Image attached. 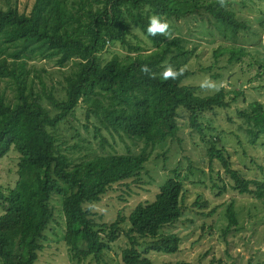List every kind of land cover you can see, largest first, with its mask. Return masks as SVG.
<instances>
[{
	"label": "trees",
	"instance_id": "1",
	"mask_svg": "<svg viewBox=\"0 0 264 264\" xmlns=\"http://www.w3.org/2000/svg\"><path fill=\"white\" fill-rule=\"evenodd\" d=\"M253 1L241 3L248 6ZM197 14L208 17L227 40L238 41L243 32L252 30L232 0H225L223 7L219 0H36L28 16L0 8V157L9 150L20 156L16 185L7 189L0 185L1 264H37L46 248V231L55 219L52 201L56 196L62 199L66 219L65 243L79 263L91 259L101 264L122 235L128 238L122 251L124 264H157L148 256L152 251L178 253L182 238L172 229L185 215V180L189 179L188 175L181 178L178 169L154 200L141 202L130 212L128 229L121 226L126 222L121 214L112 223L97 221L93 205L116 184L131 179L142 182L141 173L156 147L178 138L182 109L189 114L191 128L204 139L212 172L215 163L220 165L231 178V187L251 196L253 209L264 216V164L253 161L261 177H249L234 168L229 148L218 135L208 136L202 122L206 113L231 108L244 91L222 87L202 96L199 87L183 83L194 73L182 64L173 68L184 70L175 80L162 76L169 65L190 53L181 37H172L175 22ZM152 16L169 24L171 39L148 34ZM117 46L126 52H115ZM226 53L230 65L250 55L242 47L221 46L215 50V59ZM38 59L56 60L67 70L63 98L53 91L54 86L49 89L36 65L30 66ZM144 65L150 72L141 71ZM260 68L264 74V66ZM82 103L87 106V118L96 121L95 140L104 130L113 139L120 136L134 146L142 143L140 151L126 145L128 151L122 154L99 153L78 130L70 133L71 118ZM235 112L240 135L252 146L264 145V103L253 101ZM106 142L102 136L103 151ZM210 178L222 195L226 186ZM218 179L224 185L225 179L220 175ZM196 204L207 207L209 200L199 195ZM235 206L232 202L227 208L223 236L239 227L240 212Z\"/></svg>",
	"mask_w": 264,
	"mask_h": 264
},
{
	"label": "rangeland",
	"instance_id": "2",
	"mask_svg": "<svg viewBox=\"0 0 264 264\" xmlns=\"http://www.w3.org/2000/svg\"><path fill=\"white\" fill-rule=\"evenodd\" d=\"M242 1L232 0V4L249 21L252 30L243 32L238 41L222 38L214 26L209 23V18L204 15L197 14L175 22L177 31L172 37H181L182 46L190 53L186 59L176 60L169 66L174 68L182 64L191 69L194 74L183 83L199 87L198 93L202 96L217 92L201 88L200 85L205 80H211L217 85L223 84L226 90L242 89L244 91V96H241L231 108L218 109L216 113H206L202 122L208 136L218 135L221 137V144L229 148L233 155L234 168L239 169L243 174H248L249 177H261L257 164H264V145L260 142L252 146L244 135H240L238 122H235L237 119L235 110L237 107H246L253 101L264 103V74L260 68L261 65L264 66V0L249 2L248 6H244ZM35 2L36 0H0V8L28 16ZM136 33L139 38H144L141 33ZM130 38L136 41L134 36ZM221 46L225 48L242 47L250 55L235 65L228 64V53L221 55L217 61L214 53ZM114 51L126 52L121 46L115 47ZM33 64L36 65L49 89L54 86L53 91L63 98L65 96L64 78L67 70L61 69L56 60L49 62L38 59L30 62V66ZM215 73L223 74V76L214 78ZM188 116L186 110L180 111L181 129L178 138L168 140L156 147L153 156L141 173L142 182H135L131 179L114 185L99 203L93 205L95 218L101 223H112L121 214L126 218V222L121 226L124 230L128 229L127 221L130 212L139 203L154 200L160 187L173 177L175 169H178L181 178L185 175L189 176V179L185 180L187 189L184 201L185 215L182 221L172 229L182 238L181 249L178 253L170 255L152 251L148 256L157 264H175L179 261L190 264H262L264 262L263 212L253 209L251 196L241 195L231 187L232 180L220 165L215 163V171L212 172L209 159L206 157L207 146L201 133L191 128ZM230 117L234 121H231ZM71 122L73 127L70 128V133L78 130L93 143L99 153L122 154L128 151L126 145H129L135 152L141 149L142 143L134 146L132 141L126 142L120 136L113 139L104 130L95 140L96 121L94 118H87V106L84 103L78 107ZM208 128L215 130L210 131ZM234 132L241 137L242 144L238 143ZM102 136L107 141L104 151L100 145ZM245 150L246 152L243 153ZM254 160L257 164L253 163ZM19 164L20 156L16 151L9 150L6 155L0 157V185L4 189L16 185L19 179ZM249 167L255 170L250 171ZM219 175L225 179L224 185L223 181L218 179ZM210 176L216 178L214 183L219 184L220 187L226 186L222 195H218L219 188H213ZM199 195L202 199L209 200L207 207L203 204H196ZM232 202H235V208L240 212V224L239 227L223 236V229L228 225L226 211ZM52 204L55 208V219L46 231V248L40 253L37 264H98L91 259L82 263L72 259V254L64 240L66 219L62 199L56 196ZM217 206L219 207L217 213L208 216L207 214ZM3 212L0 207V215ZM112 246V250L107 251L101 264H124L122 251L128 246V238L122 235Z\"/></svg>",
	"mask_w": 264,
	"mask_h": 264
},
{
	"label": "clouds",
	"instance_id": "3",
	"mask_svg": "<svg viewBox=\"0 0 264 264\" xmlns=\"http://www.w3.org/2000/svg\"><path fill=\"white\" fill-rule=\"evenodd\" d=\"M220 5L225 6V0H219ZM147 32L151 36L162 35L171 39V35L169 33V24L166 21H162L159 16L150 17V23L147 28ZM142 72L148 73L150 69L147 65H144L141 68ZM183 69L181 68L179 72L174 71L171 66L167 67L163 72L162 76L164 80L173 79L175 80L179 75L183 74ZM201 88L212 89L214 91H219L223 84L217 85L211 80H205L201 83Z\"/></svg>",
	"mask_w": 264,
	"mask_h": 264
}]
</instances>
